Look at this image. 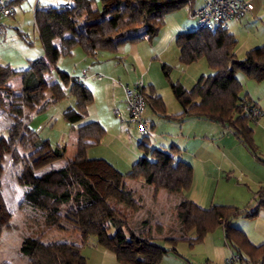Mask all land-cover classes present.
Listing matches in <instances>:
<instances>
[{
  "label": "trees",
  "instance_id": "trees-1",
  "mask_svg": "<svg viewBox=\"0 0 264 264\" xmlns=\"http://www.w3.org/2000/svg\"><path fill=\"white\" fill-rule=\"evenodd\" d=\"M94 1L73 0L69 9L63 6L36 9L34 23L44 50L43 57L30 61L27 68L21 71L0 62V91L3 90L4 94L10 90L8 81L15 75H22L21 92L14 97L10 107L12 122L5 129V136H0V142H4L13 157L17 158L15 148L22 131L27 127L21 120L23 110L25 107L35 109L42 100L45 74L55 70L58 73V80L49 86L51 104L61 101L67 94L74 97V106L63 112L65 120L73 124L88 114V108L93 103L92 93L80 79L58 71L56 65L61 56L70 55L76 46L82 48L86 55L94 56L98 51L116 52L120 45L136 42L142 37L152 40L157 37L166 15L193 2L100 0L98 20L81 22L83 16L93 12ZM66 33L69 34L67 37ZM55 38L60 39L59 47L52 43ZM175 45L181 64L188 65L203 58L212 74L201 76L191 90H186L178 82L171 84L173 96L181 107V112L176 115L166 113L165 104L153 87H141L139 93L146 108L170 120L181 121L185 117H193L223 125L254 157L260 159L253 129L249 125L259 119L251 113L257 106L247 96L242 97V84L237 74H243L256 82L264 80V45L247 51L243 59H237L233 50L235 38L227 27L179 33L175 37ZM163 69H166V65H163ZM75 131L76 152L64 166L36 174L30 164H23L16 179L24 188L21 207L26 206L31 210L34 222L41 221L40 234L60 228L65 217L71 216L81 232V247L65 241L45 243L42 241L43 236L38 234L37 237L24 238L19 253L27 258L28 264H86L81 248L89 243V236H94L93 245L109 250L120 263H158L168 250L157 244L156 238L150 235L135 237L126 228L115 207L108 202V196L115 193L101 192L97 188L93 179L94 170L99 166L107 167L116 177V182L108 183L118 187V203L132 208L135 200L124 179H143L146 184L153 186V198L158 189H164L170 195H180L190 189L192 167L175 159L180 152L178 147L171 146L169 150L150 147L147 144L148 137L144 135L138 144L144 155L132 164L127 174H120L104 160L88 157V149L100 144L106 134L99 122H84L76 126ZM43 145H48L49 156H64V144L50 148L47 141L38 138L34 141L35 147ZM261 207H264V201L244 209L228 205L200 208L188 199L181 198L176 205V217L185 234L188 231L194 233L191 238H180L191 244L199 243L207 233L222 227L225 241L234 250L231 254L239 256L240 264H263L264 243L253 245L242 230L230 224L231 219L238 216H255ZM0 219L5 221L2 212Z\"/></svg>",
  "mask_w": 264,
  "mask_h": 264
},
{
  "label": "rangeland",
  "instance_id": "rangeland-1",
  "mask_svg": "<svg viewBox=\"0 0 264 264\" xmlns=\"http://www.w3.org/2000/svg\"><path fill=\"white\" fill-rule=\"evenodd\" d=\"M68 1L70 0H67L66 2ZM203 1L204 0H194L191 5L187 4L180 10L170 13V15L174 16L180 23V25L183 26V32H191L195 30L196 19L193 17L192 12L200 7ZM241 1L250 3L253 7L252 10L245 14L241 20L231 21L227 25V29L231 30V33L235 38V46L233 50L235 52L236 58L240 60L245 57L247 51L255 47L264 45V0ZM92 7L93 9L100 10L101 1L95 0L92 4ZM6 18L7 17L1 18L0 23L5 24L4 27L8 31L7 35L11 32L13 33L14 37H17L18 33L13 27V24L11 25L9 21L4 22ZM87 18L96 22L99 18L98 13L96 12L94 14L93 12V14H90ZM23 25L27 26L26 18L23 19ZM31 29H27V33L31 38L32 44H29L26 39L24 40L23 38H21L23 42L22 44H24L27 49L28 47H33L34 42H36V46L41 47L39 40H37L36 38L37 36L34 39ZM9 38L10 37L7 38V41H9ZM138 44L139 46H136L138 50V54L136 53V62L133 60L134 55L131 52L132 50H134L135 44H126L128 50L127 53L129 54L126 56H123L119 52L120 50L117 52L101 51V54L97 55L98 57L96 59L90 58L87 59V61H81V63L78 64L77 62L79 61V59H81V55H85V53L82 48L76 46L75 50L73 49L69 56L61 57L57 63V67H59V70H62L60 67L68 70L66 71L68 75H71L73 70L80 72L81 68H83L82 66H84L85 63L86 66L91 70H99L94 73V78L100 79L97 80L99 83L90 82L89 85L93 96V103L89 106L88 117L90 120H99L100 124L104 127L106 134L99 145L93 146V148L90 149L89 156L93 158L106 159L111 163H108L109 165L114 166L123 174H127L130 171L132 164L140 156L144 155L143 149L139 148L138 146L144 135L148 137V143L151 147L160 148L163 150H169L171 146L178 147L180 152L178 156L176 155L175 159L177 160L180 159L182 161L189 162L192 155L195 152H199L192 146L193 144L191 140L189 141L185 138H182V135L178 137L176 136L177 133L174 135V138L169 139V135L165 134L163 136L164 140L161 138L158 139L156 137L160 136L156 135L155 133L158 129H160L159 132L172 134V130L170 129L171 127L168 125H175L173 126L175 127V129H173V132H176V123L161 120L162 124L159 127H154V133L150 132L151 129L149 131H146V133H142L138 132L135 126L129 127L127 124L128 113L125 88L127 87L128 89L132 90L135 88V86H140V88L153 87L156 94L161 96L165 104L166 113L168 115H175L173 114V112H175V110H179L180 112L181 108L179 103L173 96V93L171 91V84L178 82L186 90H191L200 76H208L212 74V70L209 68L203 58L195 63H191L188 65L181 64L179 62L178 48L175 45L174 40H172L169 47L163 53L160 52L158 48H154L155 44H152V48L148 41H139ZM130 48H132L131 51L129 50ZM32 50L34 51V49ZM0 51H2L1 48ZM163 65H166V69H163ZM25 68H27V65H23L19 68L14 69L17 71H21ZM51 75H55L57 77L58 73L55 70ZM237 76L242 84V97L246 96L245 94H247L252 99V101H254V103L256 102L257 104H259L260 106H257V108L262 112V116L264 117V81L256 82L240 73L237 74ZM50 85L51 82L44 84L42 90L44 94L43 98L40 103L35 106V109L30 110L25 107L23 110L24 114L21 117V120L24 124L27 125V127H25L22 131L20 140L17 144V148H15L17 158L13 157L12 153L5 148L3 141L0 142V212H2L5 216V221L0 219V263L28 264L27 258L23 257L19 253V247L24 238L28 236L37 237L38 234L43 236L42 241L45 243L51 241H65L81 247V232L75 225L73 217H65L60 228L51 230L45 234H40L41 221L34 222L31 218V210L26 206L21 207L22 193L24 188L17 183L16 178L23 164H30L34 172L36 174H40L50 168H58L55 166L63 163L49 158L52 156H49L47 154L48 151L46 145L35 147L34 141L37 138L41 141H47L50 148H54L55 146L60 144H64L66 146V142H68L67 149H69V133L73 130V128L75 130V126H72V124L65 120L63 117V112L68 106V100L63 99L55 104H51V91L49 90ZM115 87L121 89L122 92H119L116 97H112V89ZM20 92L21 90L18 94H20ZM12 93L13 92L11 87L6 94H4L3 90L0 91V136H5V129L12 122L10 107L12 101L14 100V97L18 95H12ZM69 99H71L70 101L72 102V104H74V97L71 94ZM112 99L118 101L114 102L113 106ZM116 104L118 106H115ZM145 113L147 115L154 114L149 108H146L144 115ZM189 118L192 119L190 121H194L195 123H187L186 127H184L185 133H191L193 135V131H195V133L198 135L202 134L203 126L201 125V123L209 122L205 120L197 121V119L193 117ZM261 119L262 118L259 117V120ZM259 120L257 122L252 121L249 123V125L252 128L254 127V130L258 128L256 135H254V139L257 138L258 141H260V146H258L256 141H254V143L257 146L259 155H263L264 135L262 134V130L264 129V127L262 125H258ZM218 126L221 127L219 124ZM227 136L233 138L234 146L231 139ZM208 138H210V136H208ZM210 139V142H216L217 144L222 141V151H246L249 155L251 154L243 146V144L242 147L245 151L241 148L237 140L238 138L233 136L232 131L230 133L229 131L227 132L218 128V136L216 135L214 139ZM214 145L216 146V144ZM206 146L208 147V151L217 152V150L212 146H209L208 144H206ZM228 148L231 149L228 150ZM244 163L245 169H247L248 171V169L250 168L247 166L246 161ZM238 168L241 167L238 166ZM107 169L108 168L105 166H99L95 168L94 171L96 173H93V179L96 182L97 188L101 192L110 191V193H115L110 188L111 184H109L108 182H116V177H113L111 171ZM226 174L229 175L230 172ZM238 178V176L235 178L231 177V183L227 182L225 180V177L220 179V185L218 189L214 191V195L216 197L212 205L237 206L236 204H239V209H244L249 204V200L243 203H236V200L231 199L234 198V195H236L238 200H244V198L239 197L240 192H238V190H235V187L232 184L235 183ZM101 181H103V183ZM131 181H133L131 182L132 186H129L128 183H124L129 189H131L133 198L135 200L134 206L132 208L125 207L123 204L118 203L117 199L119 197L117 193L114 194V199L108 198V202L115 207L118 217L122 220L124 225H126V228L135 235V237L158 234L157 232L159 231L157 230L159 229L154 230L155 234L153 232L152 234H150V225L152 226L153 224H149L150 218L145 217L148 209L147 207L156 204L155 198H152V202L148 199H143V209L141 208L140 210V205L138 202H136V180ZM218 181L219 179H216L217 183ZM240 183H242L241 185L246 184V182L244 181ZM243 187H245L248 193V189L250 187H246L245 185H243ZM250 190V203L255 202L256 204H258L261 200H264V194L263 197L261 195L262 191L264 192V180L260 181L255 189L250 188ZM253 190H255L256 193L257 191H260L259 193L261 197L257 196L259 193L253 195ZM210 204L211 201L206 205L208 206L207 208L212 206ZM174 211L175 210H173L171 215L170 222L172 223H170L171 225H168L170 228H174L175 226L176 219ZM262 212L264 213V210ZM256 221L257 220L246 219L240 216L231 219L232 223L237 222V224L234 223L236 226H241L245 229V231H243L238 227L245 234L247 233L246 236L253 245H260L264 243V237L263 239H260L256 235H254L252 231L256 233H259V229L263 231L264 224ZM155 225L158 228V223H156ZM246 228H251V237ZM124 230L127 234L126 229ZM193 233V231H188L187 235L193 236ZM207 234L208 235L205 236L202 242L193 243L192 245L187 244L189 242H178V246L176 247V249H178L177 252H179L181 247H183V252H185V247L187 253H183V255L179 252L178 256H176V254L174 253L175 255H173L172 250H170L168 253L166 252L167 255L164 256V260L168 257V259L172 260L182 259L183 262L188 261L190 264H204L206 262V258H209L208 256L210 254L213 255L216 253V249L213 246L229 249L227 248L229 244L225 243V238L220 228H216ZM162 239L163 238H157L156 243L166 248L168 246V243ZM88 240L89 243L81 248V253L87 260L86 264H101L100 256L96 252H94V248L90 245L92 244V242L94 243L95 237L89 236ZM233 251L234 250H232V252Z\"/></svg>",
  "mask_w": 264,
  "mask_h": 264
},
{
  "label": "crops",
  "instance_id": "crops-1",
  "mask_svg": "<svg viewBox=\"0 0 264 264\" xmlns=\"http://www.w3.org/2000/svg\"><path fill=\"white\" fill-rule=\"evenodd\" d=\"M5 1H6L7 4H9L11 6L12 13L4 20V22L9 21L11 25L13 24V27L15 28L16 32L18 33V36L14 37L13 33H11V32H10V34L7 35L8 31L4 27L5 24L3 23L4 24L3 25L2 23H0V48L2 49V51H0V62L2 64L10 66L11 68H19V67H21L23 65L24 66L25 65L28 66L30 61L35 60L37 58H41L44 55V50H43L42 45H41V47L40 46H36L35 45L36 42H34V46L31 47V48L28 47V49H27V47L24 44H22L23 42L21 40V38H23L24 40L26 39V41H28L29 44H32L31 38H30L29 34L27 33V29L30 30L32 28L31 30H32V35H33L34 39L37 36L36 38H37V40H39V42L41 44V41H40V38H39V35H38V31H37L35 23H34L35 10L36 9H48V8L61 7V6L64 5L63 3H65L67 0H5ZM205 1L206 0H204L201 3L200 6H202ZM193 2H194V0H193ZM97 10L98 9H93V7H92V11L93 12H97ZM93 12L91 14H93ZM89 15H85V17L83 16L84 18L82 17L80 19V21L81 22L82 21H84V22L85 21H88V22L92 21V20H89L87 18ZM24 18H26L27 26L26 25L25 26L27 28L23 25V19ZM228 31L231 33V30H228ZM179 33H183V26L180 25V23L176 20V18L174 16L168 14L164 18L163 25L160 28V31H159L157 37H155L152 40H150V39H148L146 37H142L141 39L136 41V43H134V42L133 43L126 42V43L120 45L118 47L117 51L120 50L119 52L123 56L129 55L127 53L128 50H127V45L126 44H132V45L135 44L134 45V50L131 51L132 48H130L129 50L133 53V55H134L133 56V60L136 62L137 61L136 60V53L138 54V50H137L136 46H139V44H138L139 41H141V42L142 41H148V43H150L151 46H152V44H155L154 48H158L160 50V52L163 53L169 47V45L171 44L172 40L175 41V37ZM68 35H69L68 33L65 34L66 37ZM8 37H10L9 41H7ZM52 43H53V45L55 47H59L60 39L59 38H55V39L52 40ZM152 48H153V46H152ZM32 49H34V51ZM74 50H75V47H74ZM100 52L101 51L96 52L94 56L86 55V54L85 55H81V59H79V61L77 63L79 64V63H81V61H87V59H90V58L96 59L98 57L97 55L101 54ZM106 52H108V51H106ZM178 54H179V52H178ZM61 57H64V56H61ZM59 59H58V61H59ZM58 61H57V63H58ZM56 67H57V65H56ZM82 67L83 68H81L80 72H77L76 70H73L71 75H68V76L76 77V78L80 79L81 83L84 84L91 91V89L89 87L90 82L99 83L97 81L99 78L98 79L94 78V73L99 71V70L98 69L91 70L90 68H88L86 66V63ZM60 68L63 71L59 70V67H57L58 71H61V72L65 71L64 73L68 74L66 72L68 70L64 69L63 67H60ZM51 74H45L44 75L45 83H48V82L52 83V82H55V81L58 80V75L56 77L55 75H51ZM262 81H264V80H262ZM7 85L12 88V92H13L12 95L18 94L19 91L21 90V86H22V75L19 74V75L13 76L8 81ZM119 92H122V90L118 89V87L113 88L112 89V97H114V96L116 97V95L119 94ZM246 96L248 97V99H250L252 101V99L247 94H246ZM69 98H70V94H67L63 98V99L68 100V106L66 107V109L74 106V104H72V102L70 101L71 99H69ZM114 102H118V101H116L115 99H112V106L114 105ZM252 102L254 103V101H252ZM254 104L256 106H260L256 102ZM47 105H49V104H47ZM115 106H118V105L116 104ZM180 112H179V110H175V112H173V114L176 115V114H178ZM158 117L159 116H157L155 114L147 115L145 113V115H144V119L151 124V126H150L151 130L150 129L149 130L152 133H154V127H159L162 124L161 120H165L166 122H171V123H176L177 124L176 132H173V129H175V127H173V126H175V125H168V126L171 127L170 129L172 130V134L159 132L160 129H158L155 132L156 135H160V136H156L158 139L161 138V139L164 140L163 136L165 134L169 135L168 139L169 138H174L175 137L174 135L177 133L176 136L179 137L180 135H182L183 136L182 138H185L186 140H189V141L191 140L192 144H193L192 146L196 150L199 151L198 153L195 152L192 155V157L189 160V162L184 161V162L188 163L192 167V183H191L190 189L188 191H186V192H183L180 195H170L164 189H158L156 191V193H155V203L156 204H154V205H152L150 207H147L148 209H147V212L145 214V217H149L150 218L149 224H153L152 226L150 225V227H151V233L150 234H152V232L154 233L155 229L156 230L159 229V230H157V231H159V232H157L158 234L154 233L155 235L152 234L151 236L153 238H156V239L157 238L158 239L163 238L162 240H165L168 243V246L166 247V249L168 250L167 253L170 250H172V252H173L172 254L173 255L176 254V256H178L179 252H180V254H183V253H187V250L184 247L185 252H183V247H181L179 252H177V250H178V249H176V247L178 246L177 243L178 242H183V241L184 242H189V241L183 240L180 237H184V238L193 237V236H188L187 233L185 234L182 231L181 224H180L178 218L176 217V205L179 202V200L181 198H186L189 201H191L194 204H196L200 208H207L208 206H206V205L210 201H211L210 205H212L214 203V200H215V197H216L214 195V191L216 189H218V187L220 185V179L225 177V180L227 182L231 183L232 182L231 181V177L235 178V177L238 176L239 178L235 181V183H232V184L235 187V190H238V192H240L239 193V197L244 198V200H238L236 195H234V198H231V199L236 200V203H243V202H246V201L249 200V204L246 207L255 206L256 205L255 202H251L250 203V194H249V192L251 191L250 188L255 189L258 186V184L260 183V181L264 180V154L263 155H259L260 159H257L256 157L252 156L251 154L249 155L243 149L242 143L238 139L237 140H238L241 148L245 152H243V151L232 152V150H230V152L222 151L221 143H223V142L220 141L219 144H217L216 142H210V140H211L210 138L214 139L216 135L218 136V128H220L222 130H225L227 132L229 131L231 133V131L228 128L224 127L223 125L219 124L221 126V127H219L217 123H212V122L207 121L209 123H201V125L203 126L202 134L198 135V134L195 133V131H193L194 134L192 135L191 133L190 134L189 133L186 134L185 133V129H184V127H186L187 123H191V124L195 123L194 121H190L192 119H190L189 117H185L181 121L170 120V119L162 118V117L158 118ZM260 118H262V119L261 120L258 119L259 120L258 125H262L264 127V117L261 116ZM185 119H186V121H185ZM200 120H203V119H197V121H200ZM87 121H94V120H90L89 117H88V114H87L86 117H84L82 120H80L78 122L73 123L72 126L76 127V126H78V125H80V124H82L84 122H87ZM97 122H99V120ZM205 127H206V129H205ZM252 129H253V137H254V135H256V132L258 131V128H256V130H254V127H253ZM262 134L264 135V129L262 130ZM208 136H210V138H208ZM227 137H229L231 139V141L233 142V146H234L233 138L230 137V136H227ZM68 139H70L69 140V146L70 147H69V149H67L68 142H66L65 153H64V156L62 158L49 157V158H51L53 160H57V161L63 162L60 165L55 166V167L64 166L67 163V161L76 152V131L74 130V128L69 133V138ZM148 141L149 140L147 139V144L149 145ZM254 141H256L258 146H260L259 145L260 141H258L257 138L254 139ZM206 144H208L209 146H212L214 149L217 150V152L208 151V147L206 146ZM214 144H216V146ZM95 146H97V145H95ZM46 147H47V151H48V146H46ZM91 148H93V146L88 149V157L91 158V159H94L93 157L89 156ZM229 149H231V148H228V150ZM178 154H177V156H178ZM98 159L104 160L106 162V164H108V163L111 164L110 162H108L104 158H98ZM245 161L247 162V166L250 168V169H248V171H247V169H245V166H244L245 165V163H244ZM259 161H261L263 163H261ZM110 166L113 169H115L118 173L123 174L122 172L117 170L114 166H112V165H110ZM238 166L241 167V168H238ZM229 172H230L229 175L226 174V173H229ZM216 179H219L218 183L216 182ZM123 181L125 183H128L129 186H132L131 182H133V181H131L129 179H124ZM242 181L246 182V184H243V185H245L246 187H250L248 189V191H249L248 193H247L245 187H243V185H241L242 183H240V182H242ZM101 182L103 183V181H101ZM135 184H136V202L139 203L140 210H141V208L143 207L142 206L143 205V203H142L143 199H148V200H150L152 202L153 192H154L153 191V186L146 184L143 179L136 180ZM110 188L112 189L113 192L117 193L118 187L111 186ZM259 192L260 191H257V193H256L255 190H253L252 193L254 195V194H258ZM263 194H264V192L262 191V194H261L262 197H263ZM261 195L259 193L257 196L261 197ZM113 197H114V194L108 196V198H113ZM261 201H264V200H261ZM236 205L237 206H235V205H228V206H234V207L237 208L239 206V204H236ZM240 205H242V204H240ZM238 208H240V207H238ZM173 210H175L174 211L175 212L174 215H175L176 221H175L174 228H170L168 225H171L170 223H172L170 221H171V215H172ZM263 210H264V207L263 208L261 207V208L258 209V211H257L255 216L248 217V218L242 217V218L257 220L256 222H261V223L264 224V213L262 212ZM156 223H158V228L155 225ZM230 223L233 226H235L237 228L239 227L240 229L245 231V229L242 228L241 226H236L235 225V224H237V222H234L235 223L234 224V223H232L230 221ZM166 224H167V227H166ZM218 228H220L222 230V233H223L224 238H225L224 229L222 227H218ZM246 229H247V231H248V233H249V235L251 237V231H252L251 228H246ZM258 231H259V233H256L254 231H252V233L254 235H256L258 238L263 239V237H264L263 236L264 235L263 231L264 230L262 231L261 229H259ZM155 236H158V237H155ZM225 243L227 244L226 241H225ZM187 244L192 245V244H190V242L187 243ZM90 245L94 248L93 249V250H95L94 252H96L100 256L101 264H133L132 262L120 263L116 259V257L114 256V254L112 252H110L107 249L102 248L100 246H94L93 242ZM213 247L216 249V253L213 254V255L210 254L208 256L209 258H206V262L210 263V264H221L223 262L224 258L229 256L232 253V250H233L230 245L227 247L229 249H226L224 247H218V246H213ZM167 253H164L163 256L160 258L159 262L156 263V264H190L188 261L187 262H183L182 259L172 260V259H168V257H167L164 260V256H166Z\"/></svg>",
  "mask_w": 264,
  "mask_h": 264
},
{
  "label": "built area",
  "instance_id": "built-area-1",
  "mask_svg": "<svg viewBox=\"0 0 264 264\" xmlns=\"http://www.w3.org/2000/svg\"><path fill=\"white\" fill-rule=\"evenodd\" d=\"M73 0L66 2L63 7L71 8ZM252 5L241 0H206L202 6L192 12L196 19L195 30L225 28L231 21H239L252 10ZM12 13V8L5 0H0V19L8 17ZM140 86L134 89L125 88L128 126H135L138 132L146 133L151 124L144 119L146 104L139 93ZM254 117H261L263 114L258 108L251 111ZM210 264V263H205ZM221 264H240V258L236 254L225 257Z\"/></svg>",
  "mask_w": 264,
  "mask_h": 264
}]
</instances>
